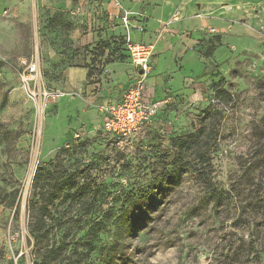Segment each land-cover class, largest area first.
<instances>
[{"label": "rangeland", "instance_id": "obj_1", "mask_svg": "<svg viewBox=\"0 0 264 264\" xmlns=\"http://www.w3.org/2000/svg\"><path fill=\"white\" fill-rule=\"evenodd\" d=\"M131 2L0 0V264H35L27 205L37 167L49 164L55 174L79 169L73 182L99 190L93 215L79 216L73 202L54 212L52 235L68 241L60 264H264L262 208L251 209L259 196L254 189L264 187V167H250L257 160L253 130L264 116L258 89L264 30L248 16L227 33L209 35L210 28L195 45L203 61L171 52L154 56L147 86L161 110L137 134L118 139L102 129L98 102L103 91L128 82L129 65L112 82L107 65L126 62L118 42L145 30L144 14ZM178 18L175 12L161 24L154 41ZM212 38L216 50L209 53ZM21 58L38 61L45 87L58 96L34 97L22 85ZM81 65L92 69L89 93L65 85L66 70ZM90 93L99 98L88 100ZM195 129H203L201 143L209 145L213 186L227 192L216 210L190 173L193 156L183 153L167 165L177 151L172 139ZM129 193L134 196L127 200ZM123 207L133 209L131 230L119 228ZM98 219L103 229L89 231ZM111 245L113 258L101 263Z\"/></svg>", "mask_w": 264, "mask_h": 264}, {"label": "trees", "instance_id": "obj_2", "mask_svg": "<svg viewBox=\"0 0 264 264\" xmlns=\"http://www.w3.org/2000/svg\"><path fill=\"white\" fill-rule=\"evenodd\" d=\"M127 42L128 41L118 42L121 44L123 49L122 53L126 56V59L129 57L126 47ZM211 42L212 43L209 46L211 48H209L207 52L210 50V52H212V50L215 49L214 44L216 42L214 38L211 39ZM81 66L87 68V78L90 77L92 69L89 65ZM258 89L259 93L264 98V78L260 80ZM217 93H221L227 96V98L230 97V94L222 88L217 89ZM202 137L203 129H195L186 135L172 139L171 145L177 151L173 155L170 154V161L167 165L170 167L176 165L183 153L188 152L191 156H193L194 159L197 160V164L190 166V173L192 177L201 182L204 188L209 192V195L214 202L213 207L216 210L222 200H224L227 192L223 189L215 188L212 184L211 178L209 177V172L211 171L209 145L205 143V145H207L206 147H203V144L201 143L203 139ZM253 138H255L256 142L255 156L257 157V160L250 165L252 170L259 166V164L264 167V116L261 119L260 124L255 126L253 130ZM58 159L59 154L55 156V161H58ZM53 165L54 164H49V167L39 165L34 173L31 183L32 199L29 201L27 206L29 216L34 218L32 235L34 248H36L37 253L35 255V264H60L67 257L66 252L68 248V241L63 238L60 241H56L52 235L54 230L52 220L54 219L56 212H58V207L66 203L70 204L73 202L72 206L75 207V212L79 214V216H83L95 214L98 212L100 206L96 197L99 192L97 188L92 190L86 183L75 184L73 182V179L80 174L79 169H75L73 171L74 173H71V175H66V170H63V173L57 172V175L52 167ZM254 192L256 193V196L258 192L259 196L258 198L255 196L257 202L255 201V205L251 206V209L253 210V207L255 209L256 206H260L262 208V217L259 222L261 225L264 223V187L262 184H258V187L254 189ZM133 196L134 195L132 193H129L127 200L131 199ZM121 211L122 214H120L119 228H129L131 230L136 226V224L132 221L134 219L132 207H123L121 208ZM107 216L109 217V220L110 214ZM259 223L256 221L255 225H259ZM104 225V219L94 220V223L90 226L89 231L96 232L97 230L103 229ZM251 241L250 245L253 246L255 244L254 239H251ZM90 248H94V245H91L88 251L91 250ZM114 250V245L109 246L106 253L100 257L99 261L102 263L104 260H111L114 256L112 253ZM38 261L40 262L38 263Z\"/></svg>", "mask_w": 264, "mask_h": 264}, {"label": "crops", "instance_id": "obj_3", "mask_svg": "<svg viewBox=\"0 0 264 264\" xmlns=\"http://www.w3.org/2000/svg\"><path fill=\"white\" fill-rule=\"evenodd\" d=\"M145 1L149 6L143 7L142 0H133V2L129 4L130 6H133L134 11L143 12L145 18L144 21H140V23L143 24L145 30L142 32L136 30L130 32L128 34L129 39H127V41L145 43L153 42L156 37V32L160 28L161 24H163L175 12L176 14H179V18L177 20H173L162 38L156 42L155 56L160 55L161 53L171 52L176 56H188L191 59H194L196 56L199 61H203L205 58H201L195 48L198 40L205 38L208 35V30H210V28H213L215 31L209 35L227 33L233 28L231 23L236 24L237 21L245 23L248 16L258 21L260 26L259 30H264V3L257 6L258 10L255 9L256 4L260 2V0H235V2L234 0H230L229 4H222V1L226 0ZM249 2H254L255 6L251 5ZM236 9L240 11L239 14L234 13V10ZM135 23L138 22L135 21ZM212 23H215V25ZM217 26H220V28H217ZM127 65L132 68H128L131 70L128 74L129 82L134 74V66L132 65L129 57L124 63H112L110 66L109 64L107 65L111 82L120 78L122 71H124V68ZM87 71V68L83 66L68 68L66 70L65 80L67 88H71L77 92L86 91V93H89V86L86 84ZM126 85L127 84H123L115 87V89H112V92L108 95L107 91H103L104 97L100 98L98 102V110L101 105L109 101L117 100L121 89ZM152 91L150 90V87H147L148 96L151 99L160 100L155 98ZM98 96L99 95L91 94V96H88L87 99L94 100L99 98Z\"/></svg>", "mask_w": 264, "mask_h": 264}, {"label": "built area", "instance_id": "obj_4", "mask_svg": "<svg viewBox=\"0 0 264 264\" xmlns=\"http://www.w3.org/2000/svg\"><path fill=\"white\" fill-rule=\"evenodd\" d=\"M213 30V29H211ZM156 42H130L126 44L134 74L119 98L99 107L103 114L102 127L112 137L130 138L148 125L161 109V101L151 99L147 94V79L152 69ZM20 81L36 97L58 96L57 92L45 87L41 70L36 60H19Z\"/></svg>", "mask_w": 264, "mask_h": 264}]
</instances>
